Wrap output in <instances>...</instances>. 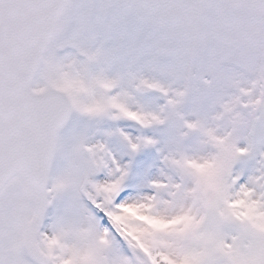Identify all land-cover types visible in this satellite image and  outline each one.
Returning <instances> with one entry per match:
<instances>
[{
	"label": "snow or ice",
	"instance_id": "6c2138e0",
	"mask_svg": "<svg viewBox=\"0 0 264 264\" xmlns=\"http://www.w3.org/2000/svg\"><path fill=\"white\" fill-rule=\"evenodd\" d=\"M0 264H264V0H0Z\"/></svg>",
	"mask_w": 264,
	"mask_h": 264
},
{
	"label": "clouds",
	"instance_id": "9594fccd",
	"mask_svg": "<svg viewBox=\"0 0 264 264\" xmlns=\"http://www.w3.org/2000/svg\"><path fill=\"white\" fill-rule=\"evenodd\" d=\"M125 211H126L127 213L133 215V216L139 214V210L136 209V208H128V209H126ZM144 218H145V219H148V218H146V217H144ZM148 222H149L150 224H153L154 226H159V225H158V222L155 221V220H150V219H149Z\"/></svg>",
	"mask_w": 264,
	"mask_h": 264
}]
</instances>
